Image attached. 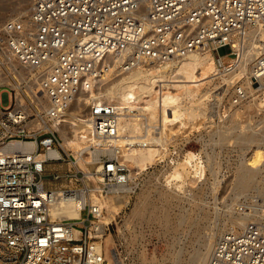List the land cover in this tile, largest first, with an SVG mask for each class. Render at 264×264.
<instances>
[{
  "label": "built area",
  "instance_id": "2783aa9c",
  "mask_svg": "<svg viewBox=\"0 0 264 264\" xmlns=\"http://www.w3.org/2000/svg\"><path fill=\"white\" fill-rule=\"evenodd\" d=\"M29 4L27 16L0 24V264H99L100 208L81 181L84 171H50L53 162L74 160L62 145L58 126L68 122L79 98L86 96L91 101L74 110L76 119L88 121L98 136L117 135V108L92 95L111 68L175 62L210 49L220 69L230 71L233 66L225 63L220 49L238 57L248 27L264 24V0ZM254 70L264 75V54ZM5 92L8 105L2 102ZM55 148L63 155L49 156ZM111 155L102 161L107 181L115 184L123 179L114 176L124 175L127 168ZM64 177L76 178L79 192L89 199L81 218L53 217L52 187ZM262 198L257 204L264 208ZM208 264H264V221L228 228L216 241Z\"/></svg>",
  "mask_w": 264,
  "mask_h": 264
},
{
  "label": "bare ground",
  "instance_id": "6f19581e",
  "mask_svg": "<svg viewBox=\"0 0 264 264\" xmlns=\"http://www.w3.org/2000/svg\"><path fill=\"white\" fill-rule=\"evenodd\" d=\"M29 1L19 0L17 2L19 7L13 8L14 12L17 11L20 14L17 15L19 18L22 19L23 15L29 14L30 7L29 4L26 5ZM9 4L11 5L12 2L0 0V13L11 8ZM11 18L5 19V15L0 16V19L5 20ZM23 23L28 26L27 20H23ZM262 54H264V24H259L248 27L245 44L240 48L237 58L229 54L221 55L225 63L228 62L233 66L230 71L220 69L218 59L210 49L193 51L175 62L139 63L134 68L126 70L111 68L107 76L100 81L98 91L93 90L92 95L99 98L101 103L107 102L117 108L119 125L116 136L103 134L98 136L92 132L88 121L76 119L74 110L82 106L83 103L89 104L91 101V97L79 98L67 118L68 122L58 126V130L62 136V145L74 157V160L68 162V170H74L73 167H75L76 170L81 168L84 171L81 181L83 185L90 188L91 201L99 203L100 213L97 223L99 227V240L97 241L99 264H107L104 241H102V238L107 235V227L129 204L132 195L138 193L137 186L141 191L130 214H126L124 217L125 225L132 222L134 218L143 220L158 218L163 222L166 231L169 232L172 230L175 219L169 212L170 200L168 196H180V192L185 191L187 187L196 185V183L200 184L206 179V164L200 153L188 151L184 147L185 143L193 138L187 132L198 126L201 116L205 118L209 115L207 99L214 97L218 104L217 108L220 109L224 106L221 100L225 94L229 90L233 91V97L236 100L230 104L231 108L234 106L235 109L229 115L231 117L229 124H232V117L244 116L247 113L245 119L247 124L242 126L239 122L240 128L235 134L226 135L228 134L227 130L232 129L231 125L224 124L223 127L218 128L217 132L219 133L221 130L219 135L223 136L222 140L226 139L231 142L233 138L235 139L233 145L241 142L243 151H245L244 148L250 149L254 143L264 141V125L262 124L264 123V109H255L258 106L255 94L258 91L264 93V75L256 73L254 70L256 60ZM112 74L116 76L112 78ZM236 84L240 85L235 90ZM211 89L213 94L209 93ZM250 96L253 98L250 99ZM211 104V106H215L214 102ZM215 108L212 107L213 112ZM219 109L216 110L218 113L221 110ZM213 112H211L212 115L215 114ZM212 115L210 116L212 117ZM260 124L262 125L259 127ZM210 135L206 140L204 135L199 137L198 133L196 139H201L204 144L206 142V144L209 142L212 144V151L207 152V156L213 166L217 156L215 150L217 141L212 134ZM172 144L174 149H170ZM93 146L97 149H91ZM258 147L257 154L261 155L260 145ZM106 151L111 152L122 166L129 169V173L127 170L128 174L114 176L117 179H123L119 183L109 184L105 177L104 163L98 157L101 152ZM62 155V151L57 148L49 154L54 158ZM40 156L45 157L48 154L41 153ZM162 162L164 164H160L158 175L155 169L150 171L154 165ZM55 164L57 162H53V167L50 168H63L58 167L61 163L57 167ZM214 169L215 166L212 171ZM239 170V175L234 182L236 186L234 190L246 191L258 184L257 162L251 165L243 159ZM217 178L210 186L213 190L220 182ZM65 181L66 184L59 181H55L53 184L54 199L51 205L53 217L81 218L84 204L89 199L84 191L79 192L82 190L78 189L80 186L76 178H67ZM109 185L111 188L107 189L106 187ZM63 186H67L69 189L65 191ZM259 191L264 195V186L260 187ZM66 193L69 194L66 195ZM155 195L164 200L163 206L158 207L155 204L153 201ZM256 214L264 221V208L257 206L250 212L225 220L224 228L219 235L213 230L204 233L199 251L197 250L199 257L196 261H199V264L209 263L216 241L228 230L225 227L227 224L231 223L244 228ZM178 215L175 216L178 225L194 223L192 217L185 214ZM195 224L197 234H199L202 228H200L199 217L195 219ZM75 230L80 233L79 228Z\"/></svg>",
  "mask_w": 264,
  "mask_h": 264
},
{
  "label": "rangeland",
  "instance_id": "374dc122",
  "mask_svg": "<svg viewBox=\"0 0 264 264\" xmlns=\"http://www.w3.org/2000/svg\"><path fill=\"white\" fill-rule=\"evenodd\" d=\"M8 1L12 2L11 5L9 4L11 8H8V10L3 13L1 12L0 16L5 15L6 19L7 17L20 15L17 11L14 12L13 9L19 7L17 4L19 0ZM29 3L30 1L27 4L24 2L26 5ZM24 17L25 16L23 15L22 18ZM5 19H0V24L4 23L6 21ZM227 51L228 49L225 47L220 49L222 54H225ZM231 56L236 57L233 55ZM215 58L218 59L217 55H215ZM113 75L114 74L111 76L112 78L116 76ZM239 85L240 84H236L234 89L236 90ZM212 91V89L209 90V93ZM211 94H213V92ZM233 96V91L231 92L230 90L225 94L221 100L222 104L224 105L222 108H220L221 110L217 108L218 104L216 103L217 101L214 97L207 99L206 102H209L207 113L209 112V115L205 118L204 116H201L199 118L198 126L187 132V134H190V136H193V138L185 143L184 148H186L188 151L200 153L204 163L206 164V179L200 184L196 183V185L187 187L185 191H181L183 194L180 192V196H168L170 200L168 207L169 212L175 219L172 230L167 232L165 226H163V222L158 218L150 220L134 218L132 222H130L128 225H125L124 217L126 214H130L135 202L137 201V196L141 191L139 186H137L136 188L138 193L132 195L129 204L109 225L110 229L107 230V235L102 238V241H104L105 250H107L108 253L107 264H199V261H196L199 257L197 250L199 251L204 233L212 232L213 230L219 235L224 228L225 220L227 221L234 216L250 212L252 208H256L257 206L260 207L257 202H260L263 199L262 197H264V195L259 191V188L264 186V141L254 143L250 149L244 148L245 151H243L241 149V142L233 145V141H235V139L232 138L231 142L227 141L226 139L222 140L221 137L223 136L219 135L221 130L219 133L217 132L220 127H223L224 124H228V126H232V129L229 131L227 130L226 133L228 134H225H235L240 128L239 122L242 124V126L247 124V121L245 120L247 113L244 115L245 117L243 115H237L234 118L232 117V124H229L231 119L229 115H231L235 109L234 106L231 108L230 104V102L236 100V98ZM255 96L257 98L256 105L258 104L255 109H264V93H262V91H258ZM250 97V99L253 98V96ZM2 102L4 105L9 104L8 93L5 92L2 94ZM211 102L215 103L214 105L216 108L215 106H211ZM212 107L213 109L215 108L214 112L212 111ZM218 109L220 110L219 113L216 111ZM211 112L215 114L212 115ZM210 115H212V117ZM218 115L221 116L219 117ZM224 115L225 117L227 115L228 116L225 118ZM262 124L264 125V123ZM262 124H260L259 127ZM198 133L200 134L199 137L204 135L206 140L209 136H211L210 134H212L217 141V143L213 141V143H216L215 150L217 155L214 160L215 164L213 165L215 166L214 171H212V162L211 160H208L207 156V152H211L213 146L210 142L208 144H206L207 142L204 144L201 139L197 140L196 135ZM187 134L185 133V135ZM259 145L261 148L260 151H262L261 155H259L260 153L257 154ZM170 149H174L173 144L170 145ZM111 154L112 153L109 151L101 152L99 154V158L105 161L110 156H112ZM243 159L248 163H251V165L255 162L258 163L259 173L257 176L259 179L258 184L251 189L246 191H237L234 190L236 187L234 182L239 175V166L241 165ZM59 163H61V165H59ZM160 164L162 165L164 163L162 162L154 165L150 171L155 169L158 175L161 168ZM57 165H59L58 167L63 168H50V171L58 169L61 170L63 174L68 172V161H60L55 164V167H57ZM127 170L129 173L128 168ZM215 178H217V180L220 182L215 186V188H217L213 190V188H210V186H212V182L215 180ZM65 180L63 178L59 182L66 184L64 183L66 182ZM206 180L208 184L205 182ZM58 186L59 185L57 184V187ZM191 188H193V190H190ZM153 201L158 207L163 206L164 200H162L158 195L153 196ZM252 201L256 203L251 204ZM246 202H248L247 207L245 210H241V205ZM177 214H185L190 218L192 217L191 219L194 220V223L189 222L178 225V222H176L177 218L175 217ZM198 217L200 228L202 227L199 234H197V226L195 224V219ZM257 219L263 220L258 214H256L255 217L249 220V222ZM231 226L239 227L232 225L231 223L227 224L225 227L228 229Z\"/></svg>",
  "mask_w": 264,
  "mask_h": 264
},
{
  "label": "trees",
  "instance_id": "16d2710c",
  "mask_svg": "<svg viewBox=\"0 0 264 264\" xmlns=\"http://www.w3.org/2000/svg\"><path fill=\"white\" fill-rule=\"evenodd\" d=\"M104 250H105V246H104ZM105 255H106L107 259H108V253H107V250H105Z\"/></svg>",
  "mask_w": 264,
  "mask_h": 264
}]
</instances>
